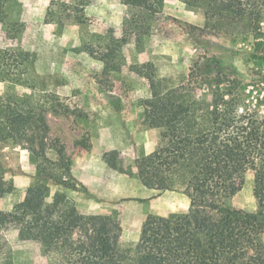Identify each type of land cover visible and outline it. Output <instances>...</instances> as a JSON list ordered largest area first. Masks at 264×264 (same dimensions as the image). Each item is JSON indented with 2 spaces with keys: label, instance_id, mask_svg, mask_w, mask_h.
Listing matches in <instances>:
<instances>
[{
  "label": "trees",
  "instance_id": "obj_1",
  "mask_svg": "<svg viewBox=\"0 0 264 264\" xmlns=\"http://www.w3.org/2000/svg\"><path fill=\"white\" fill-rule=\"evenodd\" d=\"M12 0H0V23ZM127 6L126 33L139 38L149 32L160 4L153 0H121ZM201 9L205 27L233 43L254 40L253 57L264 61V0H180ZM89 0H81L82 8ZM49 22L64 21L47 13ZM77 20H82L77 17ZM124 39L111 37L119 44ZM110 55L103 54L101 58ZM21 75L28 73L30 53L18 54ZM152 63L142 65L150 83L146 99L149 126L160 129L155 149L134 160L147 188L185 194L188 212L149 214L133 248H122V228L115 215L81 214L56 193L47 201L48 183L85 186L72 174L66 146L52 142L47 114L69 110L55 98L49 103L32 95L0 96V142L23 144L37 162L34 182L26 189L20 210H0V230L16 226L19 238L37 243L52 264H264V109L250 102L242 73L220 56L201 54L188 77L174 84L156 77ZM5 76L3 75V78ZM88 148V145H83ZM54 150L56 159L48 153ZM112 169L124 171L116 150L103 154ZM48 163L54 165L50 171ZM248 171L254 173L257 209L235 208L230 200L242 189ZM13 186L0 175V197Z\"/></svg>",
  "mask_w": 264,
  "mask_h": 264
},
{
  "label": "rangeland",
  "instance_id": "obj_2",
  "mask_svg": "<svg viewBox=\"0 0 264 264\" xmlns=\"http://www.w3.org/2000/svg\"><path fill=\"white\" fill-rule=\"evenodd\" d=\"M80 1H11L0 23V96L32 95L46 105L59 98L67 107V114H47L51 140L65 144L71 171L77 160L78 174L87 173L84 167L91 163L95 179L90 188L82 183L85 188L77 189L51 180L47 201L60 193L81 214L115 215L122 228L121 247L133 248L149 214L188 212L192 207L182 192L150 190L130 174L131 169L136 172L135 158L152 152L160 136L159 128L149 126L145 109L150 83L142 65L152 63L143 70L177 84L188 77L199 55L215 54L238 68L249 101L260 102L264 109V61L253 57L252 38L233 43L205 27L201 9H190L180 0H153L160 9L142 38L125 32L130 12L121 0H89L83 8ZM49 9L63 25L47 20ZM111 37L124 40L115 44ZM23 51L30 53L31 62L21 83L18 54ZM107 53L108 58H101ZM111 150L119 153L124 171L103 161ZM48 155L56 159L54 150ZM47 166L62 173L51 163ZM36 173L37 162L23 144L0 142V175L13 186L0 197V210H20ZM253 179L248 171L231 206L257 209ZM52 262L37 243L21 240L16 226L0 230V264Z\"/></svg>",
  "mask_w": 264,
  "mask_h": 264
},
{
  "label": "crops",
  "instance_id": "obj_3",
  "mask_svg": "<svg viewBox=\"0 0 264 264\" xmlns=\"http://www.w3.org/2000/svg\"><path fill=\"white\" fill-rule=\"evenodd\" d=\"M103 159V158H102ZM78 160L73 165V175L84 185L88 186L89 188L94 183L95 176H93L90 172H92L91 163H88L87 167H84L87 170V173L83 171L82 173L78 174L79 167H78ZM150 189V188H149ZM151 190V189H150ZM169 190H166L168 192ZM262 239L264 240V233L262 234Z\"/></svg>",
  "mask_w": 264,
  "mask_h": 264
}]
</instances>
